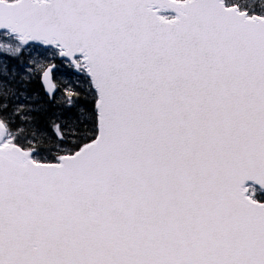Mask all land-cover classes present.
<instances>
[{
    "label": "snow or ice",
    "instance_id": "1",
    "mask_svg": "<svg viewBox=\"0 0 264 264\" xmlns=\"http://www.w3.org/2000/svg\"><path fill=\"white\" fill-rule=\"evenodd\" d=\"M0 264H264V0H0Z\"/></svg>",
    "mask_w": 264,
    "mask_h": 264
}]
</instances>
